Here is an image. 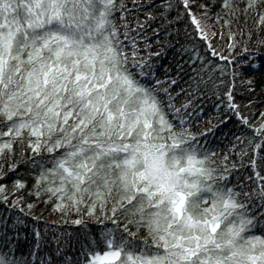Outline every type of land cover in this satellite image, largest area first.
Returning <instances> with one entry per match:
<instances>
[{
    "label": "snow or ice",
    "instance_id": "6c2138e0",
    "mask_svg": "<svg viewBox=\"0 0 264 264\" xmlns=\"http://www.w3.org/2000/svg\"><path fill=\"white\" fill-rule=\"evenodd\" d=\"M260 47L264 0H0V206L79 226L40 264H264ZM23 224L0 217V264L37 260Z\"/></svg>",
    "mask_w": 264,
    "mask_h": 264
},
{
    "label": "trees",
    "instance_id": "16d2710c",
    "mask_svg": "<svg viewBox=\"0 0 264 264\" xmlns=\"http://www.w3.org/2000/svg\"><path fill=\"white\" fill-rule=\"evenodd\" d=\"M156 2L162 3L163 0H156ZM180 10L183 11L182 7ZM175 15L176 10L174 9L171 12L169 18H172ZM184 23H188L187 18H185ZM178 26L183 28L184 24H180ZM189 31H191V28H189ZM201 51L202 54L206 55V58L213 60V62L217 61V58L211 57L210 53L203 52V45H201ZM174 56L176 59H180L181 62L187 61L188 59L187 55L178 53L176 48H170L167 49L162 63L167 64L173 59ZM244 61L245 63L240 69V71L243 72V77H241V79L252 77L257 84H259L261 81H264V47L254 49V55L252 57L246 55L244 57ZM220 63L223 62L221 61ZM189 74H191V69H189ZM187 79L188 77L185 76V80ZM237 86L238 92L243 91V86L240 85L239 80L237 81ZM257 91H259V88H257ZM201 102L206 110L207 115L215 114L216 110L214 105L218 103V101L216 97L212 95L211 85H209V91L207 95L202 98V101L198 100L196 103L199 104ZM235 124L236 118L233 117L232 123L222 126L221 129L217 131L216 137L213 138V142H219L220 148H224L232 139V133H236L237 135L240 134V128L235 126ZM224 133H227V136H222ZM246 134L251 135V132H246ZM29 155H31V153H29ZM20 172L24 173L25 168L21 167ZM17 216L24 220V224L19 227L18 232L19 244L25 255H27L29 251L34 250L37 243L40 245L38 258L34 264H40V260L46 259L47 256L51 254L50 250H54L56 248V244L53 240L54 236L61 237V247H66V251L69 255L73 254V245H75L77 249L79 248V244L76 243L77 230L79 229V226L70 222H66V220L62 219L58 213H53L50 207H47L44 204H39L38 207L34 209L32 214H27V209H25L24 213H21L16 208L0 206V217L7 219L9 225L15 220ZM105 224L107 227H114L110 221H106ZM103 226L104 225H97L95 222H90L89 231ZM120 227H123V218H121ZM132 230L134 231L135 229ZM34 231L40 232L41 236L39 239L34 234ZM68 233L72 234L71 237L65 235ZM65 241H67V245H65Z\"/></svg>",
    "mask_w": 264,
    "mask_h": 264
},
{
    "label": "rangeland",
    "instance_id": "374dc122",
    "mask_svg": "<svg viewBox=\"0 0 264 264\" xmlns=\"http://www.w3.org/2000/svg\"><path fill=\"white\" fill-rule=\"evenodd\" d=\"M195 10V9H194Z\"/></svg>",
    "mask_w": 264,
    "mask_h": 264
}]
</instances>
